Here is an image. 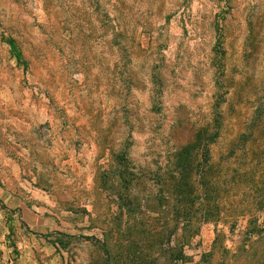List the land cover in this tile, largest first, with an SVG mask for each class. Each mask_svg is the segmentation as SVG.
I'll return each instance as SVG.
<instances>
[{"label":"rangeland","instance_id":"374dc122","mask_svg":"<svg viewBox=\"0 0 264 264\" xmlns=\"http://www.w3.org/2000/svg\"><path fill=\"white\" fill-rule=\"evenodd\" d=\"M137 259L264 264V0H0V264Z\"/></svg>","mask_w":264,"mask_h":264},{"label":"trees","instance_id":"16d2710c","mask_svg":"<svg viewBox=\"0 0 264 264\" xmlns=\"http://www.w3.org/2000/svg\"><path fill=\"white\" fill-rule=\"evenodd\" d=\"M215 134H212L209 139L212 141ZM203 137V135H202ZM195 147V144L193 145H185L180 146L177 148L174 152L175 158H176V165L180 167V170L185 169L186 171L189 168V166H184L182 163H180V160L185 162V155L189 154L192 150V148ZM183 162V163H184ZM205 164V165H204ZM204 165V166H203ZM201 165L200 172L203 173V168L207 165L206 162ZM181 173V172H180ZM188 172L181 173L178 177H170L169 178V185L171 186V190L169 192V198L173 201V204H181L182 202H186L188 205L187 208H184L181 212H179V209H175L171 214L170 220L173 221L171 228H170V234H173L174 227L176 228V224L178 223L177 217L178 215L181 216V228L184 231V236L186 238L192 236L197 231V224L205 219H209L213 215L214 212L204 210L202 212L196 213L195 210H192L189 206L191 205L192 201L196 197V194L192 192L193 188V180H191V177H189ZM202 184H205V180L201 181ZM131 196V194H129ZM134 196H131L133 198ZM168 198V197H167ZM132 199L127 198L125 201L128 202ZM123 208L127 210V212L131 211V208L128 204H124ZM181 244H177L173 241V244L168 246V256L170 261H179L180 263L188 261V256L184 253H182V250L180 249ZM130 259V258H129ZM132 258L130 259V261ZM137 261L135 264H143V260H135ZM109 264V261L106 263Z\"/></svg>","mask_w":264,"mask_h":264}]
</instances>
